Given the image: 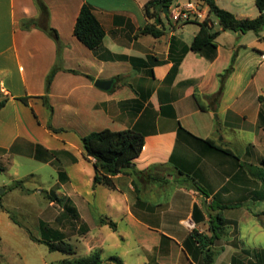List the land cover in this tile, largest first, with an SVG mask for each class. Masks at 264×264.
<instances>
[{
    "label": "crops",
    "instance_id": "0c3cea01",
    "mask_svg": "<svg viewBox=\"0 0 264 264\" xmlns=\"http://www.w3.org/2000/svg\"><path fill=\"white\" fill-rule=\"evenodd\" d=\"M148 1L41 0L48 24L58 34V51L56 41L40 27L22 26L24 21L40 18L35 0H0V102L6 101L0 108V167L7 171L30 159L57 164V173L64 174V165L72 176L53 188L60 185V195L73 204L78 219L73 198L83 205L95 203L99 217L115 223L114 229L99 226H108L113 233L121 232L116 222L125 223L137 246L147 252V264H199L197 244L190 234L197 231L210 236V217L221 214L228 226L247 216L264 215V211L251 210L253 202L264 200L253 201L246 169L200 140L232 150L230 135L241 125L243 131L248 122L264 132V114H260L264 97H257L258 109L252 121L245 101H240L243 92L236 45L227 47L218 42L220 32L225 31L220 28L213 51H184L199 25L173 24L164 12L146 17L143 6ZM218 1L219 8L238 18L258 15L257 8L246 16L244 5L237 4L231 10ZM83 4L91 6L105 32L95 50L73 34ZM146 25L154 26L161 35L141 34ZM257 36L264 39L262 33ZM232 59V71L221 78ZM258 63L260 67L264 64L263 52H259ZM56 64L59 69L46 92V79ZM98 80H111V87H97ZM221 86L220 96L214 99ZM179 127L189 135L179 137ZM103 129H135L144 135L141 153L126 172L114 177L112 190L103 185L92 187L94 159L85 157L81 146L82 137ZM257 147L264 148L260 138ZM178 169L194 177L208 196L200 194ZM76 175L82 178L83 192L74 182ZM219 192L218 204L229 208L212 210V197ZM56 202L50 200L49 205ZM89 231L88 227L85 235ZM224 235L236 238L238 231H224ZM214 245L223 251L224 246L230 248L228 264H253V251H264L245 248L231 239H218Z\"/></svg>",
    "mask_w": 264,
    "mask_h": 264
},
{
    "label": "rangeland",
    "instance_id": "374dc122",
    "mask_svg": "<svg viewBox=\"0 0 264 264\" xmlns=\"http://www.w3.org/2000/svg\"><path fill=\"white\" fill-rule=\"evenodd\" d=\"M218 2L220 6L231 10H235L237 4L244 5L247 10L243 14L246 16L257 11L253 6L254 0ZM249 8L252 11H249ZM210 19L213 22L212 31H221L213 14H210ZM261 33L264 37V27L259 32ZM259 34L252 31L244 34L225 31L220 32L218 38V42L223 46L236 45L239 53L237 63L239 83L243 92L240 101H245L248 116L252 121L255 120L258 109L257 97L259 95L264 97V64L260 67L258 63L259 52L264 53V39L261 40L257 36ZM255 56L257 58L254 60ZM244 129L245 131L241 125L240 130L237 129L230 135L231 149L240 157L243 164L259 167L261 159L259 156L264 155V148H258L257 142L260 138L261 143H264V132L257 130L248 122ZM56 166L57 164L45 165L24 159L14 168L0 172V204L5 209L0 211V261L6 264H56L66 258H77L97 251L101 255V264H116L109 260L110 256L117 257L123 264H147L149 258L147 252L137 246L125 223L115 221L120 228L119 233H113L108 226H99L102 224L96 221L100 215L95 203L83 205L81 201L73 198L81 219H73L64 212L66 199L60 195L62 192L60 185L56 189L53 187L58 181L68 178V175L72 176V171L62 165L61 171L64 174H59ZM80 180L82 181V178L76 175L74 182L83 192L85 187ZM15 181L23 182L17 188L8 189ZM49 197L59 199L51 206ZM251 210L254 213L264 211V201L253 202ZM254 215L247 216L234 225H223V230L229 234L233 229H237L239 236L234 238V235L227 237L223 234L220 240H235L248 249H264V215L258 217ZM215 224L221 226L218 221H215ZM80 227H85L87 231L89 227L90 231L86 235L81 234L78 230ZM180 229L182 232L183 229L178 230ZM31 237L46 241L64 237L74 247L75 255L50 252L45 244L36 242ZM214 247L216 264H228L230 248L224 246L223 251L215 245Z\"/></svg>",
    "mask_w": 264,
    "mask_h": 264
},
{
    "label": "trees",
    "instance_id": "16d2710c",
    "mask_svg": "<svg viewBox=\"0 0 264 264\" xmlns=\"http://www.w3.org/2000/svg\"><path fill=\"white\" fill-rule=\"evenodd\" d=\"M41 9L40 18L37 20L24 21L22 26L28 29L31 25H35L44 30L49 36H51L57 43L58 51L60 49L59 37L55 29L51 28L48 24V12L46 7L42 4L41 0H35ZM177 0H149L143 6L144 14L146 17L151 18L154 16L155 12L163 13L164 7L169 9ZM208 6V11L213 14L220 26L224 31H233L246 33L252 31L256 34L264 27V0H254L255 7L258 10V15L255 18H238L232 12L219 8L215 0H201ZM168 11L165 13L167 17ZM199 29L195 36L193 37L190 45L185 48L184 51L199 52L204 48H210L212 51L216 48L214 40L219 35V31H212V27L207 24L206 21L198 22ZM141 34H150L154 37H159L161 31L154 28L152 25H146L141 29ZM74 36L88 49H97L105 36V32L93 14L92 8L88 4H83L76 18V22L73 30ZM225 70V72L220 75L221 78L232 71V63ZM153 62L159 63L158 60L153 59ZM59 69L58 64L55 65L53 70L50 72L46 79V92H48L52 78L55 72ZM222 92V86L218 92L213 96L214 99L218 98ZM44 100L46 97H42ZM197 105L200 109H203L202 105L198 101L196 95L194 96ZM24 103H27L26 98L21 99ZM6 101L0 102V108L4 106ZM49 110L51 107L48 105ZM260 114H264V109H261ZM48 128L56 131L50 125ZM182 134L189 133L182 127H179L178 136ZM202 143L207 145L210 149L218 151L231 159H233L240 167L245 168L248 172L251 183H252V198L253 201L264 200V157L260 159V166L255 167L252 165L243 164L239 156H237L232 150L228 148H223L222 146H217L211 140H200ZM144 145V135L135 129H125L121 131H112L109 129H103L99 131L92 132L81 138V146L84 151L85 157H90L94 159L93 165L95 167V173L93 177L92 187L96 185H103L109 190L115 188L114 177L117 174L126 172L133 164V160L139 156ZM2 168L0 167V172ZM178 174L183 176L186 180L191 182V185L202 195L208 196V193L204 188H202L194 177L178 169ZM23 181H15L8 189L17 188L22 185ZM227 187L223 188L225 191ZM221 193H216L212 197V204L209 206L210 209H215L222 211L223 209L229 208V205H219L218 197ZM50 198V197H49ZM51 200L57 197L50 198ZM66 200L64 212L70 215L73 219H78L75 208ZM0 208L5 211V209L0 204ZM264 214V212L262 213ZM256 217L260 216L255 214ZM221 225L218 227L215 224ZM223 217L218 214L217 217L209 221V229L212 234L210 236L199 234L197 231H192L190 234V239L197 244L196 251L200 256L201 260L199 264H212L215 259L216 249L214 248V242L221 238L224 234L223 230ZM99 224L109 225L111 228H115V223L107 221L105 218L98 219ZM79 230L81 234L87 232L85 227H80ZM32 240L36 242L43 243L47 246L50 252H60L67 256L75 255L74 247L65 240L64 237H59L55 240H39L31 237ZM247 255L250 254L248 251H244ZM252 256L254 258L253 264H263L264 262V251H253ZM196 260V255H194ZM109 260L116 264H123L117 257H109ZM233 263H236V257H233ZM102 259L99 252L94 251L88 255L80 256L77 258H66L56 264H101ZM0 264H6L0 261Z\"/></svg>",
    "mask_w": 264,
    "mask_h": 264
},
{
    "label": "built area",
    "instance_id": "2783aa9c",
    "mask_svg": "<svg viewBox=\"0 0 264 264\" xmlns=\"http://www.w3.org/2000/svg\"><path fill=\"white\" fill-rule=\"evenodd\" d=\"M167 17L173 24L206 21L209 26L213 27L208 6L201 0L176 2L169 7ZM188 227L192 228V224H189Z\"/></svg>",
    "mask_w": 264,
    "mask_h": 264
},
{
    "label": "water",
    "instance_id": "95a60500",
    "mask_svg": "<svg viewBox=\"0 0 264 264\" xmlns=\"http://www.w3.org/2000/svg\"><path fill=\"white\" fill-rule=\"evenodd\" d=\"M168 11V9L166 7H164V13H166ZM112 81L108 80V81H101L98 80L95 82V85L101 89H105L108 90L111 87Z\"/></svg>",
    "mask_w": 264,
    "mask_h": 264
}]
</instances>
